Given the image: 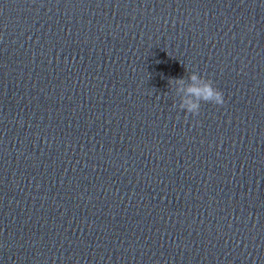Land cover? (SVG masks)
<instances>
[{"label":"water","instance_id":"1","mask_svg":"<svg viewBox=\"0 0 264 264\" xmlns=\"http://www.w3.org/2000/svg\"><path fill=\"white\" fill-rule=\"evenodd\" d=\"M0 264H264V0H0Z\"/></svg>","mask_w":264,"mask_h":264},{"label":"clouds","instance_id":"2","mask_svg":"<svg viewBox=\"0 0 264 264\" xmlns=\"http://www.w3.org/2000/svg\"><path fill=\"white\" fill-rule=\"evenodd\" d=\"M188 79L192 82V85L187 87H184L185 80L183 78H171L168 82L176 86L177 93L183 92L190 97V99L181 97L180 110L186 109L187 114L195 117L200 114L201 102L223 105V93L213 85L211 80H206L196 73L191 74ZM198 81L201 82V86H195Z\"/></svg>","mask_w":264,"mask_h":264}]
</instances>
